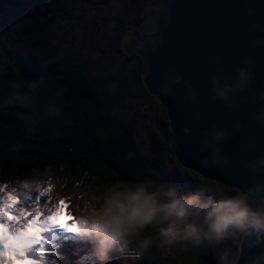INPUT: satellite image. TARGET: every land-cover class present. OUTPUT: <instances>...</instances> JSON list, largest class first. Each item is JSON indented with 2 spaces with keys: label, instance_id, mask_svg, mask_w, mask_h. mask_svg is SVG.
Returning <instances> with one entry per match:
<instances>
[{
  "label": "trees",
  "instance_id": "1",
  "mask_svg": "<svg viewBox=\"0 0 264 264\" xmlns=\"http://www.w3.org/2000/svg\"><path fill=\"white\" fill-rule=\"evenodd\" d=\"M20 1L0 0V9L10 4L16 6ZM55 1V7L48 4L47 11H41V20L34 27L44 29L57 10L73 13L61 0ZM132 2L130 6L140 9L135 4L137 0ZM151 14L143 17L139 10L133 27L136 22L144 26ZM44 50L49 65L18 62L0 76V187L4 191L17 178L51 175L74 187L71 199L66 193L61 195L70 200L72 215L92 209L90 205L84 206L85 195L100 203L118 182L147 181L150 187L173 183L181 194L191 191V184L179 177L180 171L201 176L177 161L171 145L168 111L146 89L142 71L123 79L105 73L90 75L87 68L91 58L72 57L59 47ZM129 60L128 55L124 63ZM140 100L154 101L164 115L161 122H152L159 132L158 140L144 150L135 139V128L146 117L128 116L130 104ZM168 156L176 161V170L164 169ZM201 178L207 185L222 186V194L237 191ZM150 232L146 230L145 235ZM157 250L146 252L141 264L158 263ZM89 252L84 244L70 247L66 264H89L84 260ZM185 254L196 264H217L212 258V247L176 251L179 258ZM166 264L173 263L166 260Z\"/></svg>",
  "mask_w": 264,
  "mask_h": 264
},
{
  "label": "water",
  "instance_id": "2",
  "mask_svg": "<svg viewBox=\"0 0 264 264\" xmlns=\"http://www.w3.org/2000/svg\"><path fill=\"white\" fill-rule=\"evenodd\" d=\"M138 24L133 29L138 44L132 41L126 52L141 56L145 86L168 111L180 165L237 191L264 180L244 167L247 159L264 153V126L255 119L262 107L258 90L264 89V0H163L144 27L137 30ZM241 67L253 73L249 87L231 94L230 106L212 100L211 77L221 85L231 83ZM176 77L179 82L168 94L158 96L157 88ZM216 131L225 136L214 149L229 163L217 167L209 159L201 168L193 158H210L201 141H211ZM259 251L264 248L245 252L240 264H249Z\"/></svg>",
  "mask_w": 264,
  "mask_h": 264
},
{
  "label": "clouds",
  "instance_id": "3",
  "mask_svg": "<svg viewBox=\"0 0 264 264\" xmlns=\"http://www.w3.org/2000/svg\"><path fill=\"white\" fill-rule=\"evenodd\" d=\"M179 79H169L167 84L160 85L158 96H166ZM252 79L253 73L248 67L239 68L231 83L221 85L215 76L211 77L212 100L230 106V95L246 90ZM256 99L262 107L255 119L264 126V89L258 90ZM224 136L223 131H216L211 141L202 140L211 156L194 157L193 162L201 168L208 166L209 159L217 167L228 164V159L214 149ZM244 167L250 176L264 177V153L247 159ZM47 183V175L37 174L11 182V188L29 192L43 190L49 195ZM74 221L73 238L88 246L95 264H141L145 253L153 248L163 254L221 246L226 241L231 246L222 248L217 264H240L245 252L264 248V180L257 179L231 194L214 192L202 184L181 194L171 183L150 187L147 181L118 182L94 210L78 211ZM146 230L151 232L145 235ZM39 257L30 264L43 260V256ZM249 264H264V251L254 253Z\"/></svg>",
  "mask_w": 264,
  "mask_h": 264
},
{
  "label": "rangeland",
  "instance_id": "4",
  "mask_svg": "<svg viewBox=\"0 0 264 264\" xmlns=\"http://www.w3.org/2000/svg\"><path fill=\"white\" fill-rule=\"evenodd\" d=\"M160 1L137 0L135 4L140 8L138 9L130 6V4H133L132 0H61L60 3L72 8L73 13L63 14L57 10L44 29H41V27L36 28L34 25L38 24L37 20H41L39 14L41 11H47L48 4L55 7V0H21L16 6L14 4L4 6L0 9V76L6 69L15 67L18 62H28L30 65H49L44 47L46 50L59 47L67 50L72 57L91 58V66L87 68L90 75L105 73L115 76L117 79H123L138 71L143 72L144 62L141 56L138 53H127L129 52L127 48L131 47V42L136 41L133 37V18L136 17L139 10L143 17L147 16L149 12L152 13L150 15L152 16L160 6ZM135 43L138 44V41ZM128 55L130 60L125 64L124 60ZM130 105L132 110L130 112L131 116L128 115L129 117L135 114L146 117L145 120H139L135 128V139L142 147L141 149L144 150L145 147L159 138V132L152 125V122H161L164 119L163 111L154 101L149 100H140ZM176 168V161L172 157L167 158L164 169L171 171L172 169L176 170ZM180 173L179 177L181 175L191 184V190L202 184L214 192H223L222 186L207 185L201 177H194L183 171H180ZM47 176L48 183L46 186L50 189L49 195L44 198L41 197L39 205L34 203L38 195L37 192L12 189L11 183L8 184V193L12 194L11 192L14 190L19 201L17 208L33 210L39 207L42 214L46 216L48 215L47 210L56 205L62 213L70 212V200L67 197H61V195L64 196V193H66L71 199V196L75 193L74 187L70 183L62 184L61 180L55 179L51 175ZM13 181L15 180L11 182ZM6 196L5 191H0V200L5 199ZM84 198L87 199L84 206L90 205L91 210H94L99 204L89 194L85 195ZM61 200L65 202L66 206L59 204ZM76 214L74 212V216ZM62 217L64 221L60 223L65 222L63 214L59 218ZM35 231V229H29L26 235H31ZM50 231H53L54 235L48 237ZM71 240H74L72 231L67 232L64 229L49 225L48 229L41 233V241L46 242V249L42 251V264H66L67 259L64 256L61 257L56 248H58L59 242L64 243V241H67L68 243ZM42 242L32 247L38 248L41 246L44 248ZM225 246H231L230 242L226 241L221 246H212V258L215 262ZM176 251L162 254L161 250H157L156 259L158 263L156 264H166V260L171 261L173 264H196L188 254L179 258L176 256ZM36 259H40L38 254ZM85 262L95 264L91 253L87 255Z\"/></svg>",
  "mask_w": 264,
  "mask_h": 264
},
{
  "label": "snow or ice",
  "instance_id": "5",
  "mask_svg": "<svg viewBox=\"0 0 264 264\" xmlns=\"http://www.w3.org/2000/svg\"><path fill=\"white\" fill-rule=\"evenodd\" d=\"M0 188V191H3ZM7 194L0 203V264H30L33 258L28 255L32 246L41 243V233L46 231L49 225L71 232L74 230V218L67 212L62 213L60 208L53 205L47 210L48 215H43L39 207L33 210L17 208L19 203L15 191ZM35 204L39 205L41 197L47 195L43 190L37 192ZM27 199V197H25ZM60 205L66 206L63 200ZM63 214L65 222L60 223L59 217ZM29 229H35L31 235H26ZM43 256L42 251L38 253ZM42 264V261L38 262Z\"/></svg>",
  "mask_w": 264,
  "mask_h": 264
},
{
  "label": "bare ground",
  "instance_id": "6",
  "mask_svg": "<svg viewBox=\"0 0 264 264\" xmlns=\"http://www.w3.org/2000/svg\"><path fill=\"white\" fill-rule=\"evenodd\" d=\"M61 221H64V218L62 217V218H59V221L58 222H61ZM52 235H54V232L53 231H50L49 233H48V237L49 236H52ZM43 243V246H44V248L43 247H38V248H31V250H29V252H28V255L31 257V258H33V259H36L37 258V254H38V252H40V251H43V250H45L46 249V242H42ZM17 264H22V262H17ZM25 264H26V262H25Z\"/></svg>",
  "mask_w": 264,
  "mask_h": 264
},
{
  "label": "flooded vegetation",
  "instance_id": "7",
  "mask_svg": "<svg viewBox=\"0 0 264 264\" xmlns=\"http://www.w3.org/2000/svg\"><path fill=\"white\" fill-rule=\"evenodd\" d=\"M144 26H145V25H144ZM144 26L142 25V26L138 27L137 30L140 29V28H142V27H144Z\"/></svg>",
  "mask_w": 264,
  "mask_h": 264
}]
</instances>
